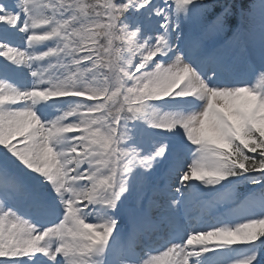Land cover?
<instances>
[{
  "label": "snow or ice",
  "instance_id": "snow-or-ice-1",
  "mask_svg": "<svg viewBox=\"0 0 264 264\" xmlns=\"http://www.w3.org/2000/svg\"><path fill=\"white\" fill-rule=\"evenodd\" d=\"M0 264H264V0H0Z\"/></svg>",
  "mask_w": 264,
  "mask_h": 264
}]
</instances>
